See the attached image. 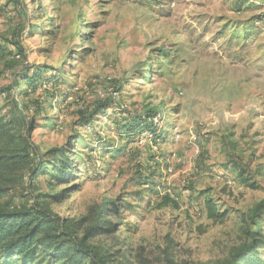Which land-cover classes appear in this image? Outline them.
<instances>
[{
  "label": "rangeland",
  "instance_id": "1",
  "mask_svg": "<svg viewBox=\"0 0 264 264\" xmlns=\"http://www.w3.org/2000/svg\"><path fill=\"white\" fill-rule=\"evenodd\" d=\"M32 67L47 81L21 92ZM150 110L138 145L123 126ZM0 124V156L15 136L31 161L0 164L1 208L61 194L84 229L111 201L109 264H225L253 237L264 264V207L258 234L241 221L264 201V0H0Z\"/></svg>",
  "mask_w": 264,
  "mask_h": 264
},
{
  "label": "trees",
  "instance_id": "2",
  "mask_svg": "<svg viewBox=\"0 0 264 264\" xmlns=\"http://www.w3.org/2000/svg\"><path fill=\"white\" fill-rule=\"evenodd\" d=\"M46 74L47 69L38 67H32L30 71L25 72L21 92L25 89L26 92L36 91L46 83ZM54 78L55 76L48 80L51 81ZM50 98L54 100L53 96ZM154 115H156L155 111H147L145 117L133 119L123 128L128 131L130 136L136 135V138L143 133L150 132L154 140L159 139L160 126L151 121V117ZM4 128L5 125L0 124V129ZM15 139L14 136V143L17 140ZM14 143L11 145L14 146ZM13 146L9 148L7 155L0 156V164L6 166L9 164L8 160H12V164H29L31 161L26 146L21 145L19 147L21 149H14ZM62 150L51 149L49 152L58 155ZM68 168H72V165L55 170L53 179H66ZM30 174L33 177L39 174L50 176L52 171H49L47 166L37 159L30 169ZM241 175H239L240 180L245 182ZM3 194L4 189L0 187V199ZM60 195L37 194L35 197L38 201V209L16 206L6 209L0 207V264H109L111 255L108 253V248L97 245L93 239L99 234L113 231L114 224L106 220L103 214L111 201L103 202V205L97 209L91 224L83 229L80 222L62 221L49 210L47 197L57 201ZM263 207L264 201L257 203L247 218H241L244 225L247 224V221L254 223L252 232L254 235L258 234L260 230V221L257 216ZM207 209L209 218L214 219L219 216L210 205H207ZM80 230H82L81 235H79ZM260 243L261 239L253 237L249 244L234 250L225 264H249L250 255L257 252L256 249Z\"/></svg>",
  "mask_w": 264,
  "mask_h": 264
},
{
  "label": "built area",
  "instance_id": "3",
  "mask_svg": "<svg viewBox=\"0 0 264 264\" xmlns=\"http://www.w3.org/2000/svg\"><path fill=\"white\" fill-rule=\"evenodd\" d=\"M151 121H152L153 124L160 126L158 124V119H157V116L156 115H154L153 117H151ZM136 139H137L136 143L138 145H143L147 141H150L152 139L154 140L153 135L150 132L143 133V134L139 135Z\"/></svg>",
  "mask_w": 264,
  "mask_h": 264
}]
</instances>
